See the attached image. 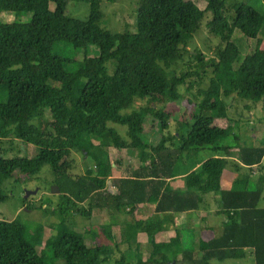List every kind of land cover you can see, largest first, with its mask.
<instances>
[{"label": "trees", "instance_id": "16d2710c", "mask_svg": "<svg viewBox=\"0 0 264 264\" xmlns=\"http://www.w3.org/2000/svg\"><path fill=\"white\" fill-rule=\"evenodd\" d=\"M68 1L0 0L1 11L31 13L28 23L0 21V137L14 135L42 150L36 158L0 157V201L5 199L2 183L13 172L35 174L43 164H49L54 173L52 192L58 196L57 208L51 212L57 210L65 216L72 229L76 228L75 215L88 218L94 209L108 208L130 215L136 204L151 202L155 206L144 220L124 221L119 240L110 224L100 229L89 225L63 231L44 254L11 221L0 220V264H107L114 259L115 250L123 252L121 245L128 253L133 252L130 259L136 264H214L243 257L246 249L252 255V264H264V207L259 205L262 190L249 185L224 189L220 184L225 168L253 171L259 165L264 139L259 145L232 152L233 145L220 141L227 131L213 124L216 119L231 121L224 97L233 92V82L247 84L254 93L253 101L264 99V59L253 51L234 69L232 63L239 49L231 41L233 28L255 38L263 15L243 2L233 5L234 15L229 21L223 16L225 0H207L204 9L193 0H143L137 7L135 32H110L99 24L101 0H71L89 3L86 20L65 15ZM205 10L212 12L207 22L209 32L221 41L215 48L217 60L211 59V65L214 78L222 82V91L212 93L206 88L200 91L197 102L188 100L196 111L191 121H178L177 133H172L169 111L155 105L131 108L139 95L162 98L169 88L178 96L177 87L185 78L198 75L188 71L178 76L171 67L182 59L183 52H189L185 46L199 29ZM58 41L85 52L92 44L98 54L85 56L67 70L69 60L53 48ZM195 58L203 60L200 53ZM106 112L124 118L120 120L125 123L128 117L137 116L142 125L133 132L138 138L133 146L140 150L139 165L125 167L119 177L112 176V165L118 167L120 160L109 157L110 132L105 131L102 143L92 144L79 131L81 115L95 117ZM144 132L150 133V139L143 136ZM206 149L224 155L198 160V154ZM76 151L88 161L80 174L72 173V153ZM186 154L196 158L195 167L183 176L181 186L169 188L167 180ZM108 180L116 193L107 191ZM212 208L223 218L219 236L201 245L200 230L195 233L174 227L175 235L169 241L153 242V233L164 229L163 223L173 212ZM65 219L61 217V222ZM140 232L147 233L155 245L146 259L138 250ZM85 238H97L99 242L89 248ZM200 245L202 249L194 255ZM115 264L129 263L122 255Z\"/></svg>", "mask_w": 264, "mask_h": 264}, {"label": "rangeland", "instance_id": "374dc122", "mask_svg": "<svg viewBox=\"0 0 264 264\" xmlns=\"http://www.w3.org/2000/svg\"><path fill=\"white\" fill-rule=\"evenodd\" d=\"M142 1L101 0L102 18L99 22L100 26L110 32L124 30L135 32L137 7ZM193 1L201 9L206 7L207 0ZM239 2L251 5L264 17L263 0H225L223 16L229 21L234 15L233 5ZM50 7L54 8V3H50ZM64 13L79 20H86L89 14V3L70 0L64 7ZM211 18V10H205L199 29L194 34L193 39L185 46L189 52H183L182 59L171 67L178 76L188 71L197 72L199 76L192 74L186 77L184 83L177 87L178 96H174L170 89L167 88L166 94L162 98L139 95L132 105V110H137L143 105H155L169 111V126L172 133H177L178 121H182L183 119L191 121V115L196 111L193 105L188 104V100L193 103L197 102L201 97L200 91L206 88L212 93L221 94L222 82L214 78L213 66L211 65V59H216L215 48L221 41L218 35L210 33L207 28V22ZM30 20V12L19 13L17 11L0 10V21L2 22L28 23ZM231 41L239 49L238 57L232 63L234 69L239 66L246 55L251 54L253 51L257 52L259 58L264 59V21L255 38L247 37L238 28H233ZM53 48L56 54L69 60V63L65 67L67 70L74 68L85 56L92 57L98 54V48L92 44L88 46L86 52L83 49L72 47L66 41L56 42ZM198 53L202 55V62L195 58V55ZM232 86L234 89L229 96L224 97L222 95L227 103V114L231 118V121H228L226 118L216 119L213 124L214 127L227 131L226 137L220 141L233 145L235 148L232 149V152H235L239 147L262 143L264 139V99L253 101V91H249L247 84L243 82H233ZM120 119L124 118H118L107 112L95 117L81 115L79 131L81 132V136L87 138L92 144H99L104 141V133L108 130L113 136L112 144L108 148L110 158L112 160L115 157L122 159L121 156H123L136 162L137 145L133 146V142L137 143L138 138L136 135H133V132L139 131L142 125L139 123V117L137 116L128 117L127 119L130 120L127 123ZM147 124H149V121H147ZM147 124L145 126H148ZM143 136L150 139V133L148 132H144ZM123 144L130 146L125 149L120 148ZM41 155V148L25 142L14 135L0 137V157L4 159L36 158ZM215 155L222 156L224 154L223 152H212L206 149L201 151L196 158L203 160ZM72 157L74 160L72 173H83L84 167L88 165V161L78 151L73 152ZM176 168H180V165H177ZM178 172L176 170L175 174L178 175ZM53 178L54 173L51 166L43 164L35 174L13 172L12 176L4 180L1 186L5 199L0 201V220L11 221L42 254L59 238L63 231L80 230L91 224L90 219L77 216L76 228L73 227L72 229L69 220L65 219V216L60 215L57 210L56 214L51 212L58 205V196L52 192ZM250 179L249 186L262 190V198L259 205L264 206V159L257 167L255 175H252ZM26 194L28 195L27 197H25ZM145 212L144 210L140 215H144ZM61 217L63 220L65 219L64 222H61ZM92 222L93 224L94 222L108 223L109 220L106 212L104 210L95 212ZM115 230L118 232L117 228ZM115 235H118V233H115ZM146 238L145 234L139 237V249L144 253V256L153 250L152 241H150V238L147 241ZM84 240L89 248H94L97 243L95 239L90 240V238H85ZM124 248L125 246L123 245L120 248L123 252L115 250L114 259H120L123 255L125 261L129 264H135L134 260L131 261L130 259L133 252L128 253ZM245 261L246 264H249L250 259L248 256ZM107 264H114V261H110Z\"/></svg>", "mask_w": 264, "mask_h": 264}, {"label": "crops", "instance_id": "0c3cea01", "mask_svg": "<svg viewBox=\"0 0 264 264\" xmlns=\"http://www.w3.org/2000/svg\"><path fill=\"white\" fill-rule=\"evenodd\" d=\"M127 148V147H126ZM125 149V148H123ZM138 153H136V158L137 161L133 162L131 161L130 158L128 157H122V159H118L117 157H115L114 160H120V165L118 167L115 166V164L113 163L112 165V176L113 177H119L122 176V173H125V167H128L127 169H129V166L132 168H137L139 165V155H140V150L137 148ZM110 157V155H109ZM111 159V158H110ZM264 156L262 157L260 163L263 161ZM112 160V159H111ZM195 161L196 158L194 159V157L192 155H188L186 154L183 157L182 161H179L175 164L174 169H173V173L172 176L167 180V185L169 188H175V187H179L182 185L183 182V176L188 173L190 170H192L195 167ZM259 163V165H260ZM177 165H180V168H176ZM258 165V166H259ZM257 166V167H258ZM87 166L84 167V172ZM257 167L252 171L248 168H241V170H239V172L237 171H233L232 169L229 168H225L222 172L221 178H220V184L222 188H230L233 185H239V186H245V185H250V181H251V177L252 175H255V171L257 170ZM179 171L178 175L175 174V171ZM249 176V177H248ZM110 182L111 184V192L116 193L117 190L114 188V186L112 185L111 181L108 180L107 181V190H108V183ZM213 200V198H212ZM213 202V201H212ZM154 203L148 202V203H139L136 204L135 208L133 209V212L128 215L127 213H125V211H122L121 213L116 212V211H111L108 208H103V209H94L92 212V216L88 217V219H90L91 221V226L95 227V228H102V225H111V231L113 233L114 236H116L117 240L120 239L119 237V233H120V227L122 225V223L126 220H130V219H135V220H144L146 219L149 215H151L153 213V209H154ZM213 207H216V204L213 203ZM264 207V206H262ZM212 208L209 211L206 210H194V211H180V212H173L172 217L171 218H167L165 220V222L163 223L164 229L160 230L158 232H154L153 233V242L155 244H162L165 243L167 241H169V239L171 237H173L175 235V228L174 227H178L179 229H192L194 230L195 233L198 232V230H200V234H199V241L202 245L203 241L207 240L208 238L212 237V236H219L222 233V227H223V223H222V215L215 212L214 209ZM129 208L127 207L126 210H128ZM100 210V211H99ZM105 211L106 215L108 217L109 222L108 223H97V222H92V219L95 216V212H101V211ZM146 211L144 215H140L141 212ZM77 216L80 215H75L74 216V220L75 223L77 222ZM160 216L162 217L163 214H160ZM81 217V216H80ZM85 218V217H83ZM77 225V223H76ZM115 228H117V231L115 230ZM115 233H118V235H115ZM147 237V241H148V234L145 232H140L137 235V241L139 244L138 250L139 252L142 254V259H146L149 255V252L146 256H144V253H142L140 251V239L139 237L141 235H144ZM96 240V244H98L99 240L97 238H95ZM153 245V249H154V244ZM201 245L199 246L198 249L194 250V255H198L199 251L202 249ZM122 246V245H121ZM120 246V248H121ZM125 246V245H123ZM248 256V258L250 259L249 264H252V255L249 251V249L245 250V255L243 257L240 258H236V259H226L224 261L221 262H213L214 264H246V257ZM115 260L113 259L112 261H114L115 264ZM127 262V261H126ZM135 264L136 261L134 260Z\"/></svg>", "mask_w": 264, "mask_h": 264}, {"label": "water", "instance_id": "95a60500", "mask_svg": "<svg viewBox=\"0 0 264 264\" xmlns=\"http://www.w3.org/2000/svg\"><path fill=\"white\" fill-rule=\"evenodd\" d=\"M107 191L111 192V184H110V182L108 183V190ZM27 196L28 195L26 194L25 197H27ZM171 263L173 264V261Z\"/></svg>", "mask_w": 264, "mask_h": 264}]
</instances>
